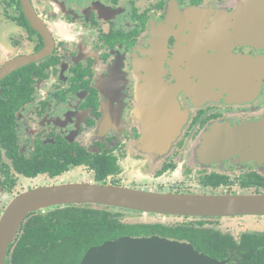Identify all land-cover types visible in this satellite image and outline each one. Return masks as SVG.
Wrapping results in <instances>:
<instances>
[{
	"label": "flooded vegetation",
	"instance_id": "flooded-vegetation-1",
	"mask_svg": "<svg viewBox=\"0 0 264 264\" xmlns=\"http://www.w3.org/2000/svg\"><path fill=\"white\" fill-rule=\"evenodd\" d=\"M1 31L0 68L43 56L0 81V219L19 196L62 184L264 194V0H0ZM150 132L159 139L144 140ZM130 212L163 218L137 224L202 223L235 242L264 234L240 226L261 216Z\"/></svg>",
	"mask_w": 264,
	"mask_h": 264
},
{
	"label": "water",
	"instance_id": "water-1",
	"mask_svg": "<svg viewBox=\"0 0 264 264\" xmlns=\"http://www.w3.org/2000/svg\"><path fill=\"white\" fill-rule=\"evenodd\" d=\"M13 60L0 68V81L11 71L32 61ZM160 134V132H159ZM158 134V135H159ZM167 134V133H166ZM156 135V136H158ZM150 132L144 140L159 139ZM264 145L258 147V151ZM98 205L143 214L180 217H264V194L255 196L159 195L112 185L62 184L38 188L19 196L0 219V264H4L8 245L15 239L25 217L52 206ZM194 250L187 244L158 236L120 237L89 248L79 264H226Z\"/></svg>",
	"mask_w": 264,
	"mask_h": 264
},
{
	"label": "trees",
	"instance_id": "trees-1",
	"mask_svg": "<svg viewBox=\"0 0 264 264\" xmlns=\"http://www.w3.org/2000/svg\"><path fill=\"white\" fill-rule=\"evenodd\" d=\"M259 186V192H264V182ZM44 211V215L33 214L20 229L10 248V264H79L91 247L124 236L151 235L188 242L214 260L231 258L228 264H264V234H244L235 242L229 235L204 229L202 223L177 228L126 224L123 213L130 211L104 206L66 205Z\"/></svg>",
	"mask_w": 264,
	"mask_h": 264
},
{
	"label": "rangeland",
	"instance_id": "rangeland-1",
	"mask_svg": "<svg viewBox=\"0 0 264 264\" xmlns=\"http://www.w3.org/2000/svg\"><path fill=\"white\" fill-rule=\"evenodd\" d=\"M8 52V49L5 47V32H0V54L1 56L4 55V53L6 54ZM3 60V57L0 59V62ZM185 119V117H181L179 118V121L177 120V125L175 130L171 129L167 132L166 134V141L167 144L173 142L174 140H176L178 138V136L180 135L181 129H182V123L183 120ZM182 120V121H181ZM185 121V120H184ZM166 181L170 184V180H166V178L163 180L164 184H166ZM173 182V181H171ZM130 186H135V184L130 183ZM168 191V190H167ZM124 217L122 219L123 223L126 224H137V223H156L158 221H163V218H158L156 216H148V215H140V214H135V213H123ZM246 221H255L257 220V222H251V223H247V224H242L241 229H245L248 227V224L250 227H253L254 229L258 230V231H264V219L260 220V219H255V218H246L244 219ZM170 221L175 222V223H181L184 222V220L181 219H170ZM189 222V220H187ZM185 221V222H187ZM166 222V220H165ZM227 222L224 223H220L218 225V227L222 230V231H234V229L238 226L237 224H225ZM255 224V225H254Z\"/></svg>",
	"mask_w": 264,
	"mask_h": 264
}]
</instances>
